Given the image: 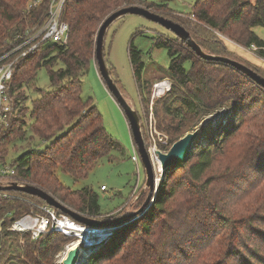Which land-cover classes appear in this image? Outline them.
<instances>
[{"label": "trees", "instance_id": "16d2710c", "mask_svg": "<svg viewBox=\"0 0 264 264\" xmlns=\"http://www.w3.org/2000/svg\"><path fill=\"white\" fill-rule=\"evenodd\" d=\"M131 4L144 5L182 24L206 52L240 61L264 76V68L229 45L230 41L248 49L254 45L255 54L264 59V39L253 29L264 27V0H197L189 13H178L168 2L157 0H67L63 20L70 25L68 42L37 49L14 71L10 90L19 91L17 96L25 102L30 90L38 96L31 101V109L22 105L23 118L0 130V160H6L11 145L17 148V141H49L43 151L29 149L14 159L19 177L98 219L124 212L104 213L93 188L65 186L57 170L78 181L114 149L123 151L107 131L94 101L83 99L82 77L97 63L95 40L103 20ZM47 9V1L29 9L28 0H0V48L9 45L16 34L43 22ZM154 46L167 49L170 64L166 71L172 80L171 91L155 105L157 129L169 139L162 149L169 150L196 129L199 137L188 159L168 170L149 210L113 231L94 247L84 264H264V213L242 210L257 188L250 196L226 195L229 178L235 185L237 172L246 163L253 173L264 176V87L229 64L198 56L177 35L158 36ZM129 54L138 89L148 106L152 84L143 80V52L132 42ZM105 57L108 62L106 51ZM44 67L51 84L48 90L37 85L38 72ZM109 68L113 75L114 68ZM113 77L123 92L118 76ZM223 108L229 112L225 123L203 124L206 117ZM11 196L0 200V219L13 212L0 234V264H9L13 259L9 255L15 257L23 249L22 238L26 240V264H56L55 256L75 237L53 231L33 239L31 233L10 231L13 218L31 211L29 202L46 203L22 191L12 190ZM145 198L144 192L137 204L142 205Z\"/></svg>", "mask_w": 264, "mask_h": 264}, {"label": "rangeland", "instance_id": "374dc122", "mask_svg": "<svg viewBox=\"0 0 264 264\" xmlns=\"http://www.w3.org/2000/svg\"><path fill=\"white\" fill-rule=\"evenodd\" d=\"M150 1V0H149ZM159 2H168L171 9L178 13H189L197 0H157ZM153 10V9H152ZM154 11V10H153ZM158 36L174 37L175 34L164 27L162 24L146 18L139 14H126L117 19L108 29L106 34L105 51L108 56V64L114 68V76H118L121 88L124 96L129 103L135 107L141 117L145 140L147 139L148 145L150 141L166 142L168 136L165 132L157 129V116H156V102L159 98L152 101V88L154 82L160 80L162 76L167 77V68L170 64V56L166 48H158L154 46V39ZM134 43L138 49L143 52V59L145 61V69L143 71V80L149 79L152 87L149 105L146 106V102L141 91L138 89L137 82L134 76L133 67L129 54V47L131 43ZM230 45H234L231 41ZM237 54L241 55L254 62L255 57L248 51L235 48L233 49ZM255 53V52H254ZM258 56V55H257ZM257 59V58H256ZM255 63V62H254ZM256 64V63H255ZM169 78V77H168ZM163 79V78H162ZM37 85L43 89H50V79L48 71L44 67L38 72ZM147 90H145V97H147ZM38 93L36 91H29V100L27 105L31 109V101L36 99ZM82 97L84 100L92 99L101 113L104 121V125L107 131L120 143L123 147V151L114 149L111 155L103 157L99 163L89 172L87 177L75 181L68 173L62 169L57 170V174L65 186L73 189H81L85 186H89L95 190L99 195V202L102 207V211L106 214H116L120 211L124 213H130L137 211L143 204H137L139 194L144 190L145 185L136 197H131L132 190L138 179V166L132 159L134 154V142L131 135L129 123L126 119L125 113L114 99L110 91L108 90L104 80L102 79L96 62H93L86 74L82 77ZM148 98V97H147ZM179 105V102H176ZM153 112V113H152ZM228 109H221L214 114L206 117L203 124L212 123L216 125L218 123L226 122L228 117ZM152 117L153 134L148 133L146 126L148 120ZM30 133H27L29 137ZM17 148H13L11 145L5 162L8 165H12L14 159L20 157L24 152L29 149H35L43 151L49 141H43L39 138L28 141H17ZM137 148V147H136ZM138 152V151H137ZM4 163H2L3 166ZM246 163L239 168L237 172V183L235 185L230 184V178L226 183L227 191L226 195L234 196V193H241L250 196L253 189L256 192L245 200L242 206L244 209H256L264 213V176L262 174L253 173ZM140 181L145 180V169L140 163ZM254 174V175H253ZM259 179H261L259 181ZM255 180V185L252 182ZM233 181V179H232ZM145 183V182H144ZM219 183H222L221 181ZM105 185L107 189L103 190L102 186ZM239 185L242 187L240 188ZM160 187V185H159ZM158 187V190H159ZM239 187V188H238ZM146 198L148 196V188L145 190ZM158 193V191H157ZM156 193V196H157ZM130 197V198H129ZM145 198V200H146ZM154 204L153 199L149 206L145 208V211ZM143 213V212H142ZM139 214L138 217L143 214ZM25 241L20 239L22 250L17 251V256L10 254L13 257L9 260V264H26V251L24 249ZM76 240H72L67 243L62 251L55 256V263L59 264L64 251L69 244Z\"/></svg>", "mask_w": 264, "mask_h": 264}, {"label": "water", "instance_id": "95a60500", "mask_svg": "<svg viewBox=\"0 0 264 264\" xmlns=\"http://www.w3.org/2000/svg\"><path fill=\"white\" fill-rule=\"evenodd\" d=\"M129 13L139 14L145 16L150 20L162 24L164 27L171 30L175 35L181 38L182 41L186 42L187 45L191 47L198 56L207 60L219 61L229 64L242 71L258 84L264 87V76L260 75L254 69L240 61L206 52L196 42L191 32L188 31L182 24L175 22L174 20L160 14L159 12L153 11L152 9L141 4H131L124 5L110 13L103 20L98 29L95 40V58L97 61L98 71L102 79L104 80L108 90L110 91L114 99L117 101V103L125 113L134 143L136 144L137 151L140 155L141 163L145 169V187L138 196L140 197V195L144 193L148 188L149 193L143 207H141L137 211L124 213L115 218L98 219L95 217L84 215L81 212L71 208L55 195L39 186L32 185L30 183L20 184L18 182H13L9 185L0 184V189L22 191L31 195L38 196L45 200L47 204L62 210L63 213L69 214L78 222L85 224L93 229H97L95 235H91L86 239L69 244L59 262L60 264H80L81 261L85 262L89 254L94 250L95 246L101 244L118 227L127 224L132 219H135V217L145 211V208L150 205L152 199L153 201H155L156 199V173L151 155L148 150V146L146 144L141 117L137 109L129 103V101L119 88L118 84L116 83L115 78L113 77L109 68L104 51L105 36L109 27L117 19ZM198 137L199 129H196L194 131L186 133L183 137L174 142L167 152H163L162 150L157 151V154L161 161L164 177L170 168L188 159V157L192 153L193 147L195 146ZM87 254L88 256H86Z\"/></svg>", "mask_w": 264, "mask_h": 264}, {"label": "built area", "instance_id": "2783aa9c", "mask_svg": "<svg viewBox=\"0 0 264 264\" xmlns=\"http://www.w3.org/2000/svg\"><path fill=\"white\" fill-rule=\"evenodd\" d=\"M45 1H47L48 4L45 20L32 28H28L24 33L16 34L9 45L0 48V130H7L16 119L23 118L21 115V107L24 104L27 105L28 102L18 97L19 91L10 90L9 86L14 71L19 67L21 60L48 44H66L69 40L70 25L67 21L63 20V12L67 0H28V8L33 9L39 7ZM253 48H256V46L253 45V47L249 49L253 50ZM171 88L172 80L168 77L154 82L152 88V101L156 98L165 96L171 91ZM146 126L148 128V133L153 134L152 117L148 120ZM162 145L168 146L169 140L166 142L160 140V142L157 141L155 143L150 141L148 145V150L156 173L155 180L157 191L161 181L164 179L163 169L157 151H168L162 149ZM132 159L138 166V179L131 193V197L133 198L137 196L142 186L145 185V180L143 182L140 181L139 169L141 159L137 149L134 150ZM2 163H4L3 166ZM13 182H18L20 184L25 183V181L19 177L15 165H8L5 161L0 160V184L9 185ZM102 189L106 190L107 187L103 185ZM11 191L12 190L0 189V200L12 197ZM29 204H31V211L13 218L11 225L8 227L10 231L20 234L31 233L33 239H38L43 233L60 231L65 235L74 236L76 241L95 235L97 231V229H93L78 222L69 214L58 212L57 208L47 203L31 201ZM12 215L13 212L10 211L0 219V234L5 219ZM72 243H74V241Z\"/></svg>", "mask_w": 264, "mask_h": 264}, {"label": "crops", "instance_id": "0c3cea01", "mask_svg": "<svg viewBox=\"0 0 264 264\" xmlns=\"http://www.w3.org/2000/svg\"><path fill=\"white\" fill-rule=\"evenodd\" d=\"M254 29V31L256 32V34L258 35V36H260L262 39H264V27L263 26H256V27H254L253 28ZM232 43H234V42H232ZM230 45V44H229ZM230 47L232 48V49H235L236 47L238 48H241V49H244L243 47H241L240 45H238V44H236V43H234V45H230ZM244 50H246V51H248L249 53H250V55L252 54L254 57H255V63L257 64V65H259V66H261L262 68H264V59L263 58H261V57H259V56H257V54H255L254 53V50H252V49H244ZM257 58V59H256ZM127 119V118H126ZM132 135V134H131ZM132 139H133V136H132ZM133 142H134V140H133ZM136 149V146H135V143H134V150ZM130 198V197H129Z\"/></svg>", "mask_w": 264, "mask_h": 264}, {"label": "bare ground", "instance_id": "6f19581e", "mask_svg": "<svg viewBox=\"0 0 264 264\" xmlns=\"http://www.w3.org/2000/svg\"><path fill=\"white\" fill-rule=\"evenodd\" d=\"M74 243H75V242H74ZM86 256H88V254H87ZM86 256H85V257H86ZM80 264H84V262H82V261H81V263H80Z\"/></svg>", "mask_w": 264, "mask_h": 264}]
</instances>
